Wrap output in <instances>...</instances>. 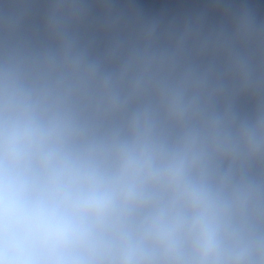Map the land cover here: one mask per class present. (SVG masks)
I'll use <instances>...</instances> for the list:
<instances>
[{"label":"clouds","instance_id":"9594fccd","mask_svg":"<svg viewBox=\"0 0 264 264\" xmlns=\"http://www.w3.org/2000/svg\"><path fill=\"white\" fill-rule=\"evenodd\" d=\"M0 264H264L261 6L0 0Z\"/></svg>","mask_w":264,"mask_h":264}]
</instances>
